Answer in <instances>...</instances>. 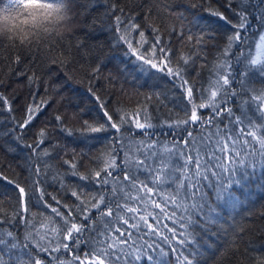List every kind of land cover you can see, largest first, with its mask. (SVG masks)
<instances>
[{
	"label": "snow or ice",
	"instance_id": "6c2138e0",
	"mask_svg": "<svg viewBox=\"0 0 264 264\" xmlns=\"http://www.w3.org/2000/svg\"><path fill=\"white\" fill-rule=\"evenodd\" d=\"M94 2L81 0L76 15H88ZM103 2L114 46L125 48L124 55L132 58L131 68L125 70L135 78L158 81L155 115L144 102L126 108L118 100L110 107L111 101L91 88L98 117L70 129L64 116L55 115L62 133L71 136L79 131L80 143H103L98 156L81 152L77 160L73 151L72 159L63 161L68 165L64 176L90 185L69 189L60 174L53 177L73 198L71 205L55 196L54 203L46 199L50 194L41 177L48 174V166L46 161L43 168L39 165L43 157L65 148L56 144L49 150L45 145L51 131L47 125L39 128L34 142L25 144L36 157L26 181L0 176L11 186L10 193L0 190V264H171L173 258L176 264H202L201 248L207 246L199 245L189 229L218 223L223 213L231 215L244 203L240 195L247 181L264 180V0H191L188 8L202 9L222 22L225 30L219 39L210 25L186 36L165 23L185 19L179 9L187 0H151L143 23L137 20L138 13L120 6L121 0ZM73 3L0 0V38L8 41L5 48L0 40V65L14 69L24 63L25 54L35 63L41 52L49 67L70 63L71 45L46 40L54 34L63 36L59 27L75 20L69 15ZM150 18L159 22H149ZM173 36L179 37L181 48L172 44ZM75 47H83V42ZM209 47L215 49L211 59ZM64 48L67 51L60 50ZM99 72V67L93 68L92 78L98 79ZM12 74L25 77L29 86L39 79L34 72ZM37 96L29 92L23 117L13 116L11 128L5 129L0 121V139L9 135L17 142L24 139V132L50 106L47 99L37 103ZM151 100L152 95L145 97ZM5 107L14 111L11 99L0 92V111ZM163 129L167 131L161 139ZM85 160L91 163L86 165ZM236 186L240 194L233 191ZM5 196L10 209L4 207ZM17 224L23 225V233L13 230ZM232 234L218 264L233 260L242 264V258L248 264H264V253L257 248L264 247V241L250 238L243 226L233 228Z\"/></svg>",
	"mask_w": 264,
	"mask_h": 264
},
{
	"label": "trees",
	"instance_id": "16d2710c",
	"mask_svg": "<svg viewBox=\"0 0 264 264\" xmlns=\"http://www.w3.org/2000/svg\"><path fill=\"white\" fill-rule=\"evenodd\" d=\"M190 2L191 0H187L179 9L184 12L185 19L181 21L172 18L167 19L165 23L167 25H175L177 31L183 30L186 36L188 33L195 36L200 32L201 27L210 25L217 30L219 39V34L225 30L222 22L215 17H209L202 9L188 8V3ZM142 4L143 7H141ZM2 6L0 4V7ZM120 6L125 7L129 12L138 13L137 20L143 23L144 13L151 6V0H148V3H144V0H135L134 3H125V0H121ZM214 6L218 7L219 5L214 4ZM81 8V0H74L72 4L73 11L69 15L75 16V20H70L59 27L58 31L64 33L63 36L54 34L46 40L47 44H51L52 41H59L65 46L71 45L70 63L63 67L56 64L49 67L47 58L41 52L39 59L35 63L25 54L24 63L14 66V69L0 65V68L4 69L3 73H0V79L4 80V86L0 87V92H3L5 96L11 99L14 109L12 113H9L6 107L3 111H0V121L3 122L5 129L13 126V116L17 119L23 117V108L30 100V91L34 94L38 93L37 103L40 99L50 101V106L45 109L43 115L34 122L30 129L24 132L22 141L17 142L11 135L0 139V176L18 180L22 183L26 181L29 176V169L36 157L31 153L30 149L25 147V144L33 143L36 138V131L47 125L51 131V139L45 146L51 150L52 145L60 144L64 146L65 151L57 150L51 158L43 157L39 165L43 168L45 166L44 161H46L48 166V174L41 177L44 181L43 187L50 194L46 199L54 203L51 197L55 196L69 205L73 203V198L68 195L58 180L53 179V177L60 174L69 189L90 185V181H81L70 175L64 176L63 174L68 170V165L64 164L63 161L71 160L73 151L76 153L77 160H80L79 154L81 152L88 153L90 157L98 156L103 151V143L93 140L80 143L82 137L79 131H75L71 136L67 133H62L56 127L58 122L54 120L55 115L64 116L66 118V126L70 129H80L82 121L88 120L91 122L98 117V107L95 97L89 91L90 88L97 95L110 100V107L116 105L118 100L126 108H135L137 102H144L148 103L149 111L155 115L156 98L153 93L159 90L156 87L158 83L156 77L149 78L144 76L135 78V74H129L125 70L126 67L131 68V64L128 62L132 58L124 55L125 48L119 45L114 46V34L107 18L104 16L107 6L103 0H95L94 6L90 5L91 10L86 16L76 15V13L81 11ZM221 11H224V9L222 8ZM226 14L230 15V13ZM197 17H203V20L200 21ZM149 22L158 23L159 21H154L153 18H150ZM0 40L3 41L6 48L8 41L4 38H0ZM78 41L83 42V47H75ZM172 44L177 48H181L178 36L172 37ZM60 50L67 51V48ZM207 52L211 59L215 49L209 47ZM95 67L100 69L98 79L92 78V69ZM13 70L16 72H27L29 76L34 72L39 79L29 86L28 80L23 76L12 74ZM255 86L260 87L261 85L259 82H255ZM149 95H152V100L145 101V97ZM160 131V138L163 139V132L167 130L163 129ZM30 156L32 157L31 160L29 159ZM84 163L87 165L91 161L85 160ZM92 166L94 167L95 165ZM80 171L83 173L86 168H80ZM260 175L258 172L257 176ZM261 184H264V180L252 178L247 181V186L243 188L244 194L240 195V199L244 203L238 206L231 215L223 213L222 219L218 223L202 224L189 229V231L194 233L195 240L199 245L207 246V250L203 247L201 248L204 251L202 264H218L219 254L225 248V242L234 239L233 228L238 230L240 226H243L249 233L250 238L264 241V235H261L264 232V216L261 215L264 212V188L260 187ZM0 190L10 193L11 186L7 185L6 181L0 180ZM233 191L240 194V187L236 186ZM3 200L4 207L10 209L8 204L9 197L5 196ZM32 211L36 212L37 209L33 208ZM165 222L172 226L170 222ZM4 227L8 228L11 225H4ZM176 227L178 232L182 231L178 225ZM13 230L23 233L24 227L17 224ZM166 234L171 236V233ZM164 247L167 249L166 245ZM257 248L259 253H264V247L257 245ZM241 249H243V245H241ZM255 254L253 253V255ZM214 255L216 259L213 258ZM65 259H71V257L65 256ZM171 264H176L174 258L171 259ZM233 264H237V261L233 260ZM242 264H248L246 258H242Z\"/></svg>",
	"mask_w": 264,
	"mask_h": 264
}]
</instances>
